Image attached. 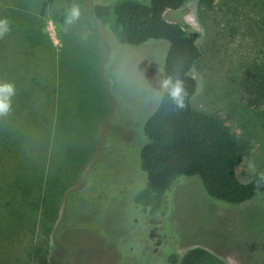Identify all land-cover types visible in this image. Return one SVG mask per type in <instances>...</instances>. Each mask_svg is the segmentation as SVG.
<instances>
[{"label":"rangeland","instance_id":"1","mask_svg":"<svg viewBox=\"0 0 264 264\" xmlns=\"http://www.w3.org/2000/svg\"><path fill=\"white\" fill-rule=\"evenodd\" d=\"M114 1L0 0V75L15 74L20 82L8 84L30 92L16 105L9 96L14 105L0 115V264H167L170 252L181 264H264L262 197L227 205L198 177L181 176L159 201L136 202L147 185L141 128L158 104L168 42L120 43L111 20L102 24L91 10ZM204 1L184 0L163 17L199 34L193 105L224 119L238 149L236 175L247 180L264 175V6ZM46 71L58 83V108L46 114L52 132L40 146L43 137L34 144L15 133L46 96ZM37 182L48 194L41 213Z\"/></svg>","mask_w":264,"mask_h":264},{"label":"trees","instance_id":"2","mask_svg":"<svg viewBox=\"0 0 264 264\" xmlns=\"http://www.w3.org/2000/svg\"><path fill=\"white\" fill-rule=\"evenodd\" d=\"M211 1L204 2L209 6ZM262 2L264 6V0ZM183 3L184 0H149L147 4L138 0H116L111 4L95 3L91 8L102 24L111 20V31L122 44L138 47L155 40L168 42L158 104L141 128L145 140L140 146L138 159L147 185L139 190L135 200L144 206L159 201L181 176L198 177L208 196L227 205H239L255 197L264 198V175L253 174L247 180L236 175L238 149L224 119L217 113L193 105L196 80L191 69L200 57L196 42L199 34L182 19L168 21L163 17L165 10H178ZM165 81H170L167 88ZM177 83L181 88L180 103L171 95ZM258 83H264V78ZM262 88L259 98L264 96ZM38 104L36 121L25 126L31 134L27 138L22 136V141L36 144L43 137L40 145L43 146L47 140L40 131L49 121L45 112L41 114L44 105ZM13 105L10 102V107ZM45 188L44 182H37L41 201L34 207L39 208L40 213L46 204L45 195H48ZM174 253H168L167 264H181L180 256Z\"/></svg>","mask_w":264,"mask_h":264},{"label":"crops","instance_id":"3","mask_svg":"<svg viewBox=\"0 0 264 264\" xmlns=\"http://www.w3.org/2000/svg\"><path fill=\"white\" fill-rule=\"evenodd\" d=\"M53 29L54 28H53L52 24L47 22L44 25V29L42 30L43 34L45 35L46 45L48 46V48L50 50H52V55L56 51V45H58L57 39L54 36ZM15 71H16V69L14 68V72ZM10 73H12V72H10ZM54 79H55L54 76L49 71H46L45 78L42 80L41 83H51V84H50V87L47 89L46 96H43V99L40 100L41 104L44 105L43 109H41V114L43 112H45V114L49 113L48 116H51L52 118H54L52 112H54L56 114L55 109L58 108V92H57L58 83H53ZM18 82H20V79L17 78L15 76V74H12V75L6 74L5 75V73H3L0 75V83H18ZM13 96H14V103L16 105V104H20L24 100L28 99L30 97V92L26 91V90H22L20 88H18V89L15 88ZM40 102H38V103H40ZM36 113H37V108L32 107L30 115H26V113L22 114L23 117H20L18 119V122L21 125L22 124L26 125L28 123H34L37 119ZM52 118H49L48 121L52 120ZM98 118L101 120V117H98ZM99 119H97V120H99ZM44 129H42V131H40V134L46 136V140H47L46 145H47L48 141H49L48 140L49 136L51 135V132H52L51 125L49 126L48 124H46ZM24 132H27V133H24ZM30 132H31V130L28 129V127H26V128L21 127L18 130L17 134L21 137L20 140L22 141V136L27 138L31 134ZM26 138H24V139H26Z\"/></svg>","mask_w":264,"mask_h":264},{"label":"clouds","instance_id":"4","mask_svg":"<svg viewBox=\"0 0 264 264\" xmlns=\"http://www.w3.org/2000/svg\"><path fill=\"white\" fill-rule=\"evenodd\" d=\"M73 17L79 15L78 9L73 8L72 14ZM6 21H0V36L4 35ZM170 81H165L164 86L167 88ZM14 94V86L12 84H0V115L6 114L10 110L9 96ZM171 95L176 98L177 103H180L181 88L177 83L176 86L172 88Z\"/></svg>","mask_w":264,"mask_h":264}]
</instances>
